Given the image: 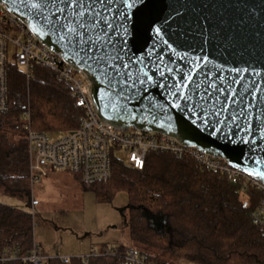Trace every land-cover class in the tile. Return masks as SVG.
<instances>
[{
  "label": "water",
  "instance_id": "water-1",
  "mask_svg": "<svg viewBox=\"0 0 264 264\" xmlns=\"http://www.w3.org/2000/svg\"><path fill=\"white\" fill-rule=\"evenodd\" d=\"M85 82L100 122L264 184V0H0Z\"/></svg>",
  "mask_w": 264,
  "mask_h": 264
},
{
  "label": "trees",
  "instance_id": "trees-1",
  "mask_svg": "<svg viewBox=\"0 0 264 264\" xmlns=\"http://www.w3.org/2000/svg\"><path fill=\"white\" fill-rule=\"evenodd\" d=\"M7 81L8 110L0 113V195L30 203L35 180L30 177L22 129L25 113L32 130L55 138L75 130L83 111L45 67L34 64L26 78L9 63ZM81 184L99 199L125 193L130 247L153 264H179L182 259L195 264H264V227L251 222L259 193L231 184L187 158L148 154L141 170L117 158L108 180ZM34 243L30 212L0 202V255H27ZM124 249L112 246L66 263L58 256L48 257L43 264H126ZM8 264L29 263L16 259Z\"/></svg>",
  "mask_w": 264,
  "mask_h": 264
},
{
  "label": "built area",
  "instance_id": "built-area-1",
  "mask_svg": "<svg viewBox=\"0 0 264 264\" xmlns=\"http://www.w3.org/2000/svg\"><path fill=\"white\" fill-rule=\"evenodd\" d=\"M9 63L21 69L26 78L31 76L34 64L51 70L71 91L76 107L83 111V117L75 130L55 138L32 130L29 113H25L22 129L26 137L32 179L44 177L49 172L62 171L76 176L80 183H96L110 178L112 162L118 158L117 151H125L123 160L138 170L143 168L148 154L168 153L187 158L244 190H256L260 199L251 215V222L264 227V184L193 147L184 148L164 135L132 129L116 131L100 122L86 95L83 78L42 46L19 20L0 6V113L8 110ZM123 253L126 264H153L131 247H125ZM97 254L95 252L88 256ZM47 258L37 251L34 243L27 255L17 257L15 251L2 253L0 264H8L16 259L22 263L43 264ZM61 259L64 263L68 261V258Z\"/></svg>",
  "mask_w": 264,
  "mask_h": 264
},
{
  "label": "rangeland",
  "instance_id": "rangeland-1",
  "mask_svg": "<svg viewBox=\"0 0 264 264\" xmlns=\"http://www.w3.org/2000/svg\"><path fill=\"white\" fill-rule=\"evenodd\" d=\"M116 156L124 159L125 151H117ZM30 194V203L3 195L0 202L30 212L33 236L36 242H42L43 251L57 250L60 258H71L88 256L91 251L100 253L103 247L132 246L124 225L125 193L99 199L71 173L56 171L35 179ZM87 248L81 256L80 252ZM179 264L195 263L182 259Z\"/></svg>",
  "mask_w": 264,
  "mask_h": 264
},
{
  "label": "crops",
  "instance_id": "crops-1",
  "mask_svg": "<svg viewBox=\"0 0 264 264\" xmlns=\"http://www.w3.org/2000/svg\"><path fill=\"white\" fill-rule=\"evenodd\" d=\"M66 175V174H65ZM67 177V176H66ZM33 240H34V242L38 245V252L40 253V254H42V255H44V256H46V257H55V256H58L59 257V253H58V251L56 250V251H54V252H52V253H49L48 251L47 252H45V251H43L42 250V242L40 241V243L39 242H36L35 241V236H33ZM102 249H108L107 247H103ZM87 251H88V248L87 249H84V250H82V252H80V255L81 256H84L86 253H87ZM91 253H95V251H91L90 253H89V255L91 254ZM70 255H72V254H70ZM76 255H78V254H76ZM64 256V255H63ZM61 257V256H60ZM72 257V256H71ZM62 258H66V257H62Z\"/></svg>",
  "mask_w": 264,
  "mask_h": 264
}]
</instances>
